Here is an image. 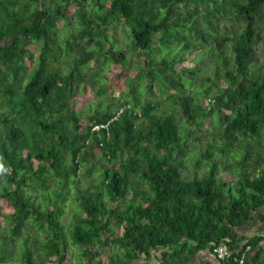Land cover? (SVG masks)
I'll return each instance as SVG.
<instances>
[{
	"label": "trees",
	"instance_id": "1",
	"mask_svg": "<svg viewBox=\"0 0 264 264\" xmlns=\"http://www.w3.org/2000/svg\"><path fill=\"white\" fill-rule=\"evenodd\" d=\"M62 1L31 11L33 0H26L25 16L15 2L13 11L0 2V208L9 210L5 224L22 246L12 252L0 236V264H68L75 244L87 264H190L204 253L220 264H264V233H238L256 219L264 223V0L99 1V12L84 17L74 41L61 36L58 22L69 19L72 3L80 13L88 2ZM115 22L130 28L137 47L149 49L150 55L143 52L148 66L155 44L182 52L178 59L163 55L159 70L148 71L151 91L155 81L170 82L181 95L164 115L151 102L139 112L137 101L126 100L82 124L73 103L80 83L89 81L82 69L98 55L92 44L107 49L106 63L127 59L104 43ZM204 50L211 74L184 65L176 70L185 52ZM73 51L67 65L58 64ZM178 73L205 77L204 85L191 80L189 92ZM177 102L182 109L174 110ZM204 116L208 125L220 121L212 149L197 162L209 161L211 173L187 179L185 158L174 153L187 144L178 120L190 123L192 135L206 130ZM229 167L230 177L218 181L220 168ZM70 202L76 211L68 227ZM221 243L230 249L223 258L214 252Z\"/></svg>",
	"mask_w": 264,
	"mask_h": 264
},
{
	"label": "rangeland",
	"instance_id": "2",
	"mask_svg": "<svg viewBox=\"0 0 264 264\" xmlns=\"http://www.w3.org/2000/svg\"><path fill=\"white\" fill-rule=\"evenodd\" d=\"M29 1V0H27ZM74 1V0H73ZM82 1V0H80ZM99 1L103 2L105 5H109V0H87L88 7H86V10L83 8L79 10L80 13L77 12V6L72 3L70 5V16L68 18H63L58 23L61 27V36H63L66 40L74 41L76 40V35L78 34L79 30H82L84 25L83 22L85 21V16L88 15V17L94 13H98L100 10V3ZM1 3H3L6 7H10V11H13L12 3L15 2L14 9H16L20 15L25 16L26 12L34 11L37 6L38 8H41L40 5L42 2L44 3H50V4H57V6L64 3L62 0H33L31 4V9L26 6V0H0ZM65 5V3H64ZM80 15V16H78ZM87 17V18H88ZM109 33L108 35H105L104 37V43H106L107 48L113 46L115 50H123L126 55L127 59L124 62L121 63H106L105 59L107 60V57L105 58V53L107 49L101 50L98 46H95L92 44V48L96 49L98 51V55L93 59L87 66H85L82 69L83 75L89 76V81L93 82V84L96 82V87L92 85V83H89V81H83L80 83V87H78V91L75 96V105L76 109H78L83 116L81 123L85 124L86 121L96 113L97 110H105V108L112 104L114 107V110H117L118 105H121L125 103L126 100L129 101H137L138 103L137 109L140 112L141 108L147 103L151 102L156 110L154 112L157 115H164L165 114V108L169 105H173V97L175 95V98L179 100V96L181 95V91L174 87L172 83L168 82L165 86H162L158 83V81H155V84H153L152 91L148 87V83L150 81L149 73L148 71L151 69L159 70V67L157 66L158 60L162 61L163 55H169L172 59L175 57L178 59V57L182 54V52L178 50H173L174 48L167 45H162V47H158L156 44L154 45L151 53L154 59V62L152 65H147V56L144 53H149V49L143 50L137 47L134 43V39L132 35L130 34V28L128 26H124V24L120 23H113L111 27L108 29ZM76 32V34L74 33ZM68 43L67 41H64L62 43L63 46H65ZM87 46V44H86ZM32 50L37 54L38 53V45H32ZM144 52V53H143ZM261 53H264V46L263 49L260 51ZM76 51H73L70 55H67L61 63L62 65H67L69 59L75 56ZM185 59L183 62H179L176 64V70L180 71L182 68L181 66L184 65L189 68L198 69L200 70L198 75L202 73L204 74H211L208 71V67L211 66L213 63L211 59H209L208 53L204 50L200 53H196L194 55L189 54L188 52H185ZM99 56V57H98ZM100 57H102L100 59ZM174 58V59H175ZM27 65L29 68L33 65V60H26ZM147 65V66H146ZM145 67L146 70H143ZM213 67V66H212ZM264 67V66H263ZM180 68V69H179ZM189 77H192V79L186 78L181 74L176 75V80L180 79L184 82L185 86L188 87L189 92H193V88L191 86V83L193 81L196 82V84L202 86L204 85L205 77L202 76H192L191 74L187 73ZM137 77H139L137 80H135ZM175 80V83L178 84V81ZM193 80V81H191ZM206 85V84H205ZM136 87L137 89H131ZM103 93V94H102ZM195 96L197 93H194ZM197 101L199 102H209L207 99L206 101L202 100L201 98L197 97ZM182 109L180 102L176 103L175 109ZM173 110V111H174ZM78 111V112H79ZM121 112V109L118 113ZM181 116L185 115V113H181ZM88 118V119H86ZM209 118L204 116L203 117V123L202 125L206 128V130H199L197 133H191L188 132L187 124L182 122L181 119L178 120L180 124L181 133L183 135V141H186V145L181 148L179 151L175 150V154L185 158V165L182 169V174L185 178L191 179L194 177L201 178L205 175H210L211 173V167L212 164L209 161L202 162L201 165H197V162L201 160L202 153L207 151V149H212L214 145V140H212V134L214 133L213 128L220 126V121L218 119H214L211 125H208ZM192 129H197V126L192 125ZM192 136V137H191ZM96 153L101 157V153L98 149H96ZM125 157V155H123ZM191 157V158H190ZM194 157V160L192 158ZM232 159H228V162H231ZM88 168L87 165L81 167V171L84 172ZM234 169L232 167L228 168L227 172L223 171V168H220L219 174L217 173L216 176L218 178V181L223 178V176L230 177L231 171ZM89 178L88 176H84V179L82 180V183L85 186L89 185ZM76 198H74L75 200ZM77 200V199H76ZM75 203L70 202L68 204L69 210L67 211L64 222L69 227L74 223V219L72 218V213L75 212ZM6 207V206H5ZM0 211V236L5 235V241L8 243V246L10 247V250L12 252H20L22 249V246L20 244L21 237L13 238L10 234L9 230V223L7 225L5 224V216L8 213V209L4 208V206H1ZM264 211V210H263ZM255 216H257L256 213H254ZM260 221L256 219V221L251 222V226L255 227ZM117 234H120L121 231L119 229L116 230ZM67 233V232H66ZM68 242H70L71 236L70 233L66 234ZM31 247L33 249H37L39 247V244L36 246L35 242H32ZM35 247V248H34ZM73 249V253H71V257L68 259V264H87L90 263V259H82L80 261L79 255H76V253H79L82 249L79 245H73L71 246ZM96 252V249L93 251ZM112 250H108V253H112ZM103 254V258H107V254ZM74 255V257H73ZM2 264H14L12 261H7Z\"/></svg>",
	"mask_w": 264,
	"mask_h": 264
},
{
	"label": "crops",
	"instance_id": "3",
	"mask_svg": "<svg viewBox=\"0 0 264 264\" xmlns=\"http://www.w3.org/2000/svg\"><path fill=\"white\" fill-rule=\"evenodd\" d=\"M248 224L244 225L240 229H238V233L240 236H250L254 233H264V223H258L255 227ZM190 264H220L219 260L214 254L204 253L197 254L193 257L192 262Z\"/></svg>",
	"mask_w": 264,
	"mask_h": 264
},
{
	"label": "built area",
	"instance_id": "4",
	"mask_svg": "<svg viewBox=\"0 0 264 264\" xmlns=\"http://www.w3.org/2000/svg\"><path fill=\"white\" fill-rule=\"evenodd\" d=\"M96 128H98V126H96ZM214 252L217 254L218 257L223 258L229 254L230 249H229L228 244L221 243L214 248ZM237 264H243V260L239 261Z\"/></svg>",
	"mask_w": 264,
	"mask_h": 264
},
{
	"label": "clouds",
	"instance_id": "5",
	"mask_svg": "<svg viewBox=\"0 0 264 264\" xmlns=\"http://www.w3.org/2000/svg\"><path fill=\"white\" fill-rule=\"evenodd\" d=\"M0 168H2V166H0Z\"/></svg>",
	"mask_w": 264,
	"mask_h": 264
}]
</instances>
